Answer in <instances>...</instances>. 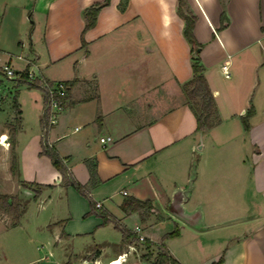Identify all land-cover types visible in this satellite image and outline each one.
<instances>
[{
  "label": "crops",
  "instance_id": "1",
  "mask_svg": "<svg viewBox=\"0 0 264 264\" xmlns=\"http://www.w3.org/2000/svg\"><path fill=\"white\" fill-rule=\"evenodd\" d=\"M99 1L0 0V65L17 71L13 98L21 111L18 121L15 108L0 119V166L12 187L0 192L29 195L16 224L0 213V264H109L135 238L149 239L154 253L164 244L182 264L220 257V264H264V0H186L220 117L200 130L183 90L195 51L178 0H109L84 29L85 8ZM25 68L50 81L74 79L48 142L80 183H89L95 166L89 192L101 204L96 211L122 225L133 220L134 239L123 241L119 231L107 253L70 246L101 218L85 216L88 198L40 153L44 92L20 80ZM3 101L0 94V116ZM106 135L111 140L102 143ZM32 182L43 184L36 197ZM50 192L64 195V222L62 201L47 209ZM129 196L149 206L126 213L121 204ZM31 199L38 208L25 222ZM175 225L178 233L164 237ZM42 235L48 246L34 244ZM130 253L121 264H134Z\"/></svg>",
  "mask_w": 264,
  "mask_h": 264
},
{
  "label": "trees",
  "instance_id": "2",
  "mask_svg": "<svg viewBox=\"0 0 264 264\" xmlns=\"http://www.w3.org/2000/svg\"><path fill=\"white\" fill-rule=\"evenodd\" d=\"M109 0H103L99 2H95L92 5L88 6L84 10V19H85V25L84 29L92 26L95 22L96 14L98 9L108 4ZM123 7V4H121V8ZM177 10L179 14L183 17L185 21L184 25V35L188 42L192 45V50L195 51V53L192 55V76L191 78L186 81L183 84V89L187 94V100L186 103L192 110L193 114L196 118V129H207L212 127L213 125L217 124L220 121V117L218 115V110L214 98L213 91L211 90L208 81L204 75V65L201 63L199 56L197 55L196 49L201 46L199 42L196 41L192 29L193 25L196 19V15L188 8L187 1L186 0H178V6ZM221 25L224 21H227V17L224 11L221 13ZM82 42L84 43V40L82 39ZM198 51V50H197ZM27 76V68L23 69V71L20 73V80L25 81V78ZM73 80L66 81V84L68 85L67 91L65 96L63 97V100L65 101L68 97V91L69 86L72 84ZM30 86H37L36 82H30ZM47 96H45L46 98ZM67 102H64V105H66ZM13 106L15 108V117L14 120H19V114H20V108L19 104L16 101V97L13 98ZM243 124L245 128L248 127V121L246 116L242 117ZM42 127H43V133L41 137V151L40 153L46 154L50 157L52 164L60 171L62 175V182L65 185H72L74 188H76L81 194L86 196L89 200L90 205V211H95V201L92 199L90 192H89V185L94 181L95 176V166L90 164L89 165V171H90V179L89 183L82 184L78 180H76L70 173L69 168L66 165V162L63 157H61L56 149L52 146L51 143L48 142L47 139V131L48 128L51 126L48 122V113L47 110L44 109V114L42 117ZM9 130L11 132V135L14 133L15 128L14 124H9ZM13 152V151H12ZM16 165V157L14 152L12 153L11 158V168L15 167ZM26 184V183H24ZM33 184V197L38 196L41 191V187L43 184L32 182ZM27 200L22 199L18 194H9V193H2L0 192V208L11 215L13 224H16L21 215L22 212L25 210ZM142 206H149L148 200H139L135 197L129 196L124 199V201L121 204L122 209L126 212H132L139 210ZM100 214L102 215V223L110 221L109 215L104 212L100 211ZM112 220L114 222L115 227H117L121 233H122V239L123 241L127 240L128 238L134 239L136 235H134L132 230H129L124 225L119 223L118 220L112 217ZM178 233V228L175 225L174 229L170 232L165 233L164 237L174 236ZM144 242L153 244L149 239L144 238ZM158 247L157 252L154 254V257L152 258L153 264H182L178 259L173 257L170 253L168 248L162 244L158 243L156 244ZM148 258V257H147ZM222 261V257H220L217 261L212 262V264H220Z\"/></svg>",
  "mask_w": 264,
  "mask_h": 264
},
{
  "label": "rangeland",
  "instance_id": "3",
  "mask_svg": "<svg viewBox=\"0 0 264 264\" xmlns=\"http://www.w3.org/2000/svg\"><path fill=\"white\" fill-rule=\"evenodd\" d=\"M27 37H28V33H27ZM7 64H9V63H7ZM14 69H15V67H14ZM16 83L17 82H16L15 77L12 79H9V78L5 77L3 75V73L0 72V94L4 95V101H3V105H2L3 110L1 112L0 119L6 118V117L8 118V117L12 116V114H14L13 93H14V87H15ZM21 92H22V94H24V89H22ZM184 94H185V99L187 100V94L185 91H184ZM1 143L5 144V142H3L2 137H1V141H0V159L2 156V150H3ZM10 144L11 145L9 147L12 148V143H10ZM11 171L13 172V174H16L17 173V165H15V167L11 168ZM0 175H1L0 176V188H1V190L11 189L12 188L10 185L11 181L6 180L7 174H6L5 165L0 166ZM50 194H51L50 196L53 198V200H51L52 202L48 205L47 209L50 210V207L56 208L57 203L59 206L61 203L60 201H62L61 214H64V215H62V218H64V217L66 218V216H68L67 215V205H66L65 201L63 203V200H62L64 195L61 194L60 196H62V197H60L56 193L50 192ZM25 195L27 197L29 196L28 193H24V191H23L21 194L22 199L24 198ZM57 199H59L60 201ZM27 206H28L26 209L27 211L24 213L23 219L25 222L26 221L31 222L32 217H33L32 215H34V213H36L37 208H38L37 207V201H34L31 199ZM2 212H4V211L0 208V213H2ZM4 213H6V212H4ZM97 213H98V217L101 218V224L98 226L96 224L92 225V226L90 225L91 231L88 233H81L80 235H78V238L75 239L72 244H70L71 247L77 246L81 250L83 248L91 249V248H95V247L99 246L104 253L110 252V250L112 249V246L110 243L115 241V240L116 241L118 240V238H119L118 236L120 235L119 234L120 230L117 227H115L112 219L108 222L102 223V215L100 214L99 211H96V210L90 211V205H89V209L85 213V216H86V214L87 215L88 214L97 215ZM82 216L84 217V215H81V217ZM65 218L62 220V222L65 221ZM133 222H134L133 220L128 219L124 222V224H126L124 226L126 228H128L129 230H131L130 228L132 227L131 225ZM82 223L87 224L88 221L82 222ZM44 238H45V236L42 235V237L39 238L34 244L35 245L45 244L46 246H48L45 243L46 240ZM141 240L142 239H140V238L134 239V242H132V244H131L133 247H127V251H126V253H124L126 255V256H124L125 257L124 259H126L127 254L129 252H131L129 254L130 255V258L128 259L129 262H133L134 264H150L149 261H152V258L154 257V254H155L153 251L154 248L151 246L152 244L146 243L144 241L142 242ZM79 249H77V250H79ZM94 253H95V250H93L89 256L94 255ZM79 260L82 261V259H79ZM123 262H124V260H123ZM105 264H107L106 261H105Z\"/></svg>",
  "mask_w": 264,
  "mask_h": 264
},
{
  "label": "built area",
  "instance_id": "4",
  "mask_svg": "<svg viewBox=\"0 0 264 264\" xmlns=\"http://www.w3.org/2000/svg\"><path fill=\"white\" fill-rule=\"evenodd\" d=\"M222 72L225 76L229 75V68L228 63L225 62L221 66ZM0 72L3 73V75L9 79H12L17 76V71L14 69V67L10 64L4 63L0 65ZM25 81L27 83L36 82L37 86L40 87L44 92V109L47 110L48 113V122L49 125H52L57 120V115L60 111H62L65 107L63 97L66 94L68 85L66 84V81L59 80V81H50L47 79H44L43 77H40L38 75H35V73L31 69H27V76L25 78ZM45 96H47L45 98ZM111 140V136H101L100 141L102 143H105L106 141ZM101 204L99 201L95 202V207L100 208ZM117 258H122L121 262L124 260V254L118 255ZM109 264L110 261H109Z\"/></svg>",
  "mask_w": 264,
  "mask_h": 264
},
{
  "label": "bare ground",
  "instance_id": "5",
  "mask_svg": "<svg viewBox=\"0 0 264 264\" xmlns=\"http://www.w3.org/2000/svg\"><path fill=\"white\" fill-rule=\"evenodd\" d=\"M121 259L122 258H120V259L119 258H116L115 260L111 261L110 263L111 264H121Z\"/></svg>",
  "mask_w": 264,
  "mask_h": 264
},
{
  "label": "water",
  "instance_id": "6",
  "mask_svg": "<svg viewBox=\"0 0 264 264\" xmlns=\"http://www.w3.org/2000/svg\"><path fill=\"white\" fill-rule=\"evenodd\" d=\"M198 50V48L196 49V51Z\"/></svg>",
  "mask_w": 264,
  "mask_h": 264
}]
</instances>
